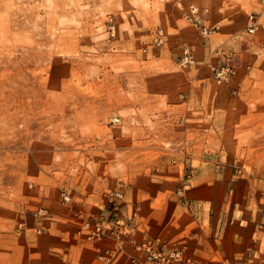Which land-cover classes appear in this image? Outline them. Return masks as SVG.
<instances>
[{
	"label": "rangeland",
	"instance_id": "obj_1",
	"mask_svg": "<svg viewBox=\"0 0 264 264\" xmlns=\"http://www.w3.org/2000/svg\"><path fill=\"white\" fill-rule=\"evenodd\" d=\"M144 241L264 264V0H0V264H134Z\"/></svg>",
	"mask_w": 264,
	"mask_h": 264
},
{
	"label": "built area",
	"instance_id": "obj_2",
	"mask_svg": "<svg viewBox=\"0 0 264 264\" xmlns=\"http://www.w3.org/2000/svg\"><path fill=\"white\" fill-rule=\"evenodd\" d=\"M186 21L193 27H195L200 35L203 38L209 37L211 34L218 30V26H208L203 21V16L201 12L200 6L196 4H191L188 7V10L185 13ZM259 26V18L258 14L252 13L247 22V30L250 33H254ZM109 29L112 34L115 33V25L110 22ZM164 37V30L161 28L156 33V40L159 42L163 41ZM192 56L189 54L188 50H185L183 62H188ZM213 75L217 83H222L223 81L227 80L231 74L234 73L233 68L227 64L220 67L212 66ZM65 203L71 201V196L67 192H63L62 194ZM123 198V190L119 186L116 189L112 190L108 193V200L110 203L117 205L118 201ZM43 210H41L42 212ZM47 211V210H46ZM45 211V212H46ZM80 224H79V232L84 234L88 240L98 241L104 238L107 234L103 224L98 220H92L91 218L85 216L83 212L79 213ZM23 223L20 224V229ZM138 249H143L147 251L146 256H132V262L134 264H179L182 260V252L181 250H172L169 254L165 252H157L151 251V245L146 241L140 242L134 245ZM98 250V246H97ZM115 254L113 250L107 249L105 252L100 253V258L105 259L112 257Z\"/></svg>",
	"mask_w": 264,
	"mask_h": 264
},
{
	"label": "bare ground",
	"instance_id": "obj_3",
	"mask_svg": "<svg viewBox=\"0 0 264 264\" xmlns=\"http://www.w3.org/2000/svg\"><path fill=\"white\" fill-rule=\"evenodd\" d=\"M186 20V19H185ZM188 23V22H187ZM189 24V23H188Z\"/></svg>",
	"mask_w": 264,
	"mask_h": 264
}]
</instances>
